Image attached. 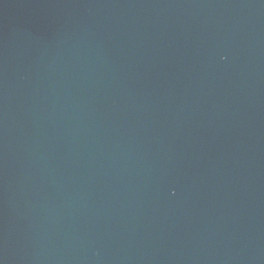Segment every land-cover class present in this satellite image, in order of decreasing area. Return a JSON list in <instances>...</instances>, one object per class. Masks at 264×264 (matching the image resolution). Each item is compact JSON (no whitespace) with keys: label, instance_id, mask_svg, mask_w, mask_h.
<instances>
[{"label":"water","instance_id":"obj_1","mask_svg":"<svg viewBox=\"0 0 264 264\" xmlns=\"http://www.w3.org/2000/svg\"><path fill=\"white\" fill-rule=\"evenodd\" d=\"M0 264H264V0H0Z\"/></svg>","mask_w":264,"mask_h":264}]
</instances>
